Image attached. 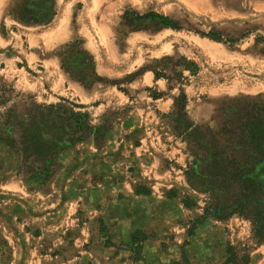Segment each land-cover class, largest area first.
<instances>
[{
	"label": "rangeland",
	"instance_id": "rangeland-1",
	"mask_svg": "<svg viewBox=\"0 0 264 264\" xmlns=\"http://www.w3.org/2000/svg\"><path fill=\"white\" fill-rule=\"evenodd\" d=\"M15 1L0 0V75L16 100L83 105L103 132L64 148L45 182L0 143V264H75L87 251L97 264H264V175L211 187L195 156L208 133L195 126L216 128L229 98L264 94V0H55L62 19L43 26L15 20ZM76 38L97 61L91 85L61 67Z\"/></svg>",
	"mask_w": 264,
	"mask_h": 264
},
{
	"label": "trees",
	"instance_id": "trees-1",
	"mask_svg": "<svg viewBox=\"0 0 264 264\" xmlns=\"http://www.w3.org/2000/svg\"><path fill=\"white\" fill-rule=\"evenodd\" d=\"M39 1L16 0L9 14L27 25H48L57 14L55 0H45V4ZM144 16L158 17L164 26L180 28L163 14L151 11ZM59 57L61 67L79 83L86 86L101 79L95 56L81 39L61 45ZM155 76L160 77L161 73L156 71ZM159 96L158 92L153 98ZM182 99L185 108L187 95L184 92ZM75 107L83 105L69 100L54 104H40L33 98L17 101L14 89L0 75V143L27 155L24 159L28 165L26 178H40L45 182L60 166L59 156L64 148L84 140L93 128L103 132L89 125L88 112L76 111ZM216 118V128L195 126V130L208 132L204 143L206 153L196 152L195 156L197 167L203 161L208 162L211 187L220 183L245 185L261 180L264 175V94L229 98L217 109ZM24 169V165H20L19 171ZM251 196L245 189L243 197ZM239 206L244 207L245 201L236 203L232 211L239 210L236 209Z\"/></svg>",
	"mask_w": 264,
	"mask_h": 264
},
{
	"label": "crops",
	"instance_id": "crops-1",
	"mask_svg": "<svg viewBox=\"0 0 264 264\" xmlns=\"http://www.w3.org/2000/svg\"><path fill=\"white\" fill-rule=\"evenodd\" d=\"M59 14H60V12H59V10H58V12H57V14L55 15V17H54V19H53V21L51 22V23H54V22H58V20H60V19H62L61 17H60V19H59ZM61 22V21H60ZM63 23H62V27H61V29L60 30H58V34H59V36H62L63 34H65V32H66V26H68L67 25V23H68V17H65V19H64V21H62ZM50 23V24H51ZM69 27V26H68ZM71 32V31H70ZM98 66H97V61H96V70L98 71ZM147 72V71H146ZM150 76H152L151 78H152V80H153V82H158L159 80L151 73V75ZM159 99H161V98H159ZM149 241L150 240H146L145 241V247H144V249L145 250H147L146 248H148V247H150V249L151 248H154V247H157V246H153L152 244H150L149 243ZM112 246V245H111ZM111 246H109L110 248H111ZM107 249H109V248H107ZM89 254H92V258H94L95 259V254H96V252H90V251H87V253L85 254V255H80L79 257H78V261H75V264H97V263H101V261H97V262H95V260L94 259H92V261L91 260H89ZM164 264V263H162V262H152V261H150L149 259H147L146 261H143V262H141V261H136V262H134V261H132V260H123V261H120V263L119 264ZM65 264H73L71 261H68V262H66ZM166 264H170V261H168V263L166 262Z\"/></svg>",
	"mask_w": 264,
	"mask_h": 264
}]
</instances>
